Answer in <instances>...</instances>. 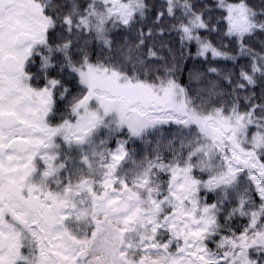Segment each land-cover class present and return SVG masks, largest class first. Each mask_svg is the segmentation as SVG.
<instances>
[{
  "label": "snow or ice",
  "instance_id": "6c2138e0",
  "mask_svg": "<svg viewBox=\"0 0 264 264\" xmlns=\"http://www.w3.org/2000/svg\"><path fill=\"white\" fill-rule=\"evenodd\" d=\"M0 264H264V0H0Z\"/></svg>",
  "mask_w": 264,
  "mask_h": 264
}]
</instances>
